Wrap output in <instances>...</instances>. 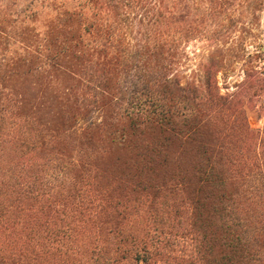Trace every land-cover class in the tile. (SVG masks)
I'll return each instance as SVG.
<instances>
[{
    "label": "trees",
    "instance_id": "obj_1",
    "mask_svg": "<svg viewBox=\"0 0 264 264\" xmlns=\"http://www.w3.org/2000/svg\"><path fill=\"white\" fill-rule=\"evenodd\" d=\"M263 14L88 0L42 41L22 32L0 61V264H264V126L247 117L264 78L248 63L217 83L264 53Z\"/></svg>",
    "mask_w": 264,
    "mask_h": 264
},
{
    "label": "rangeland",
    "instance_id": "obj_2",
    "mask_svg": "<svg viewBox=\"0 0 264 264\" xmlns=\"http://www.w3.org/2000/svg\"><path fill=\"white\" fill-rule=\"evenodd\" d=\"M87 2L88 0H0V61L9 59L14 54H21L19 49L21 45L17 40L25 30L32 31L35 38L42 41L47 21L55 17L61 5L74 6ZM263 20L264 14L261 24L264 23ZM249 43L247 40L244 48L248 54H254V48ZM201 46V44L189 43L186 46V52L191 55V52ZM193 62L188 68H193V64L196 63ZM248 63L264 78V53L260 57L252 59L244 56L236 62L233 61L230 70L217 75L218 87L222 94L235 90L236 86L244 79V71L249 65ZM247 117L251 129L262 130L264 126V92L256 99L253 106L248 107Z\"/></svg>",
    "mask_w": 264,
    "mask_h": 264
}]
</instances>
